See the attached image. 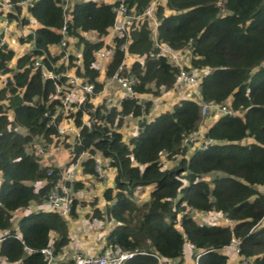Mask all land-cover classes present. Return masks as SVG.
I'll return each mask as SVG.
<instances>
[{"label":"trees","instance_id":"trees-1","mask_svg":"<svg viewBox=\"0 0 264 264\" xmlns=\"http://www.w3.org/2000/svg\"><path fill=\"white\" fill-rule=\"evenodd\" d=\"M153 1L125 0L131 23L106 43L116 0H8L9 20L27 25L32 19L36 27L20 39L30 43L28 52L15 57L12 49L0 47V76H5L0 88V231L15 232L13 214L31 203H46L51 188L64 183L62 168L41 164L36 151L39 145L46 150L62 143L71 147L72 163L88 154L80 163L84 174H96L97 154L114 170L113 185L102 192L105 210L96 209L94 216L114 223L101 254L133 252L123 264H181L190 244L193 260L201 252L197 264H264V193L259 189L264 185V0H164L155 6L151 28L145 13ZM162 45L187 51L184 69L203 72L198 101L183 99L154 117H149L150 101L144 108L129 97L120 106L95 102L103 85L94 54L102 48L112 52L105 78L116 72L132 76L136 95L171 90L179 68L161 54ZM127 55L140 59L128 69L122 66ZM37 58L59 74L71 69L93 83V91L82 104L72 103L66 115L59 100L51 99L55 82L43 80L34 68ZM64 82L62 76L57 80ZM203 105L227 106L235 114L219 113L189 154L188 139L203 121ZM126 116L137 125L136 134L124 141L118 127ZM63 120L79 129L72 144L58 137ZM163 157L179 159L164 167ZM66 185L73 192L82 188L78 181ZM148 186L153 187L148 200L137 204L135 190ZM69 198V216L75 217L79 201ZM193 212H217L228 222L199 223ZM18 229V239L10 236L0 243V256L8 262L45 264L43 248L52 247L56 256L70 240L67 221L58 212L30 213ZM233 239L239 259L230 262L223 249Z\"/></svg>","mask_w":264,"mask_h":264},{"label":"rangeland","instance_id":"rangeland-1","mask_svg":"<svg viewBox=\"0 0 264 264\" xmlns=\"http://www.w3.org/2000/svg\"><path fill=\"white\" fill-rule=\"evenodd\" d=\"M25 3L31 0H24ZM110 1V0H107ZM164 0H154L151 4L149 10L151 11L149 14L150 19V27L153 28L155 25V21L152 18L153 11L155 9V6L157 4L163 3ZM8 3V0H0V20L3 18L5 13H8V6L6 5ZM28 4V3H27ZM25 5L21 6L24 7ZM21 17L25 15V8L21 10ZM19 17V18H21ZM8 26H10V31L7 36L6 46H10L13 48V51L15 53V57H18L26 52H28L30 47V44L28 42H20L21 38H24L26 34H28V29L31 24L24 25L19 21H13L9 20ZM127 27H125V31ZM89 39H93V34H86ZM160 52L161 54L167 56L170 61H172L173 64L178 66L179 69H183L188 67V54L186 52H174L169 50L166 46L162 45L160 46ZM109 51V50H108ZM127 55L124 58L123 65L126 69H128L129 65L131 64L132 60L139 59L136 56ZM106 55L104 57L99 58L95 66L99 69L100 75H99V81L102 82V90H100L99 93L95 95L97 97L96 99L99 100L100 103L105 102L106 105L109 107L110 105L114 104L115 99L121 96L124 93V90L122 89L121 85H118L116 81L110 80L111 78H105L104 71L107 63L109 62V59H106ZM140 60V59H139ZM11 65H14L13 61L11 62ZM193 72V71H192ZM65 73V72H64ZM67 73H69L67 71ZM195 73L200 76L203 72H197ZM72 75V74H71ZM5 79V76H0V88L3 87V80ZM43 79V78H42ZM47 80V79H43ZM84 81L78 82L77 84H70V88L72 89L71 93L74 94V101L75 103H78L80 98H78L80 95L83 96V89L81 90L80 87L76 88L77 85L83 84ZM94 85L93 83H91ZM75 88V90H74ZM74 91V92H73ZM93 91V90H92ZM79 96H76V94H79ZM54 95V94H53ZM135 98L138 101L139 104H143L145 101H150L152 107L150 110L149 117H154L155 114L162 111H167L172 108V106L183 100V99H193V100H199L198 96V89L197 85H186V84H177L175 83L174 87L169 91H162L160 95L157 96H150L147 95H136ZM51 99H54L52 96ZM108 101V102H107ZM82 102V100H81ZM74 103V104H75ZM83 103V102H82ZM79 103V104H82ZM73 104V105H74ZM219 109L217 106L210 107L206 109L205 114H202L203 121L200 122L199 130L196 132L195 136H192L188 139V143L192 146H189V154H192L195 149L194 147L196 145H201L203 142V133L205 132L204 127H208L211 122L215 121L217 116L219 115ZM85 115V114H84ZM207 121V122H205ZM136 119H132L130 117H125L118 129L121 131L124 141L131 138L133 135L136 134ZM73 133L69 132L65 136L64 140L66 143H73L72 138ZM54 146V145H53ZM50 146L46 150H41L42 148L40 145L36 147L37 155L39 156V161L43 165H52L57 167H61L63 172V178L66 177L71 178V182L78 181L81 182L82 188L76 192H73L72 187H70L69 194L70 196H74L79 203L75 204L74 212L76 214L75 217H70L69 214L64 217V219L67 221L68 225V236H69V242L68 244L63 248V254L74 258L76 255H82L85 254L86 249L90 251V254H94L99 249L103 247L104 244V238L105 235L108 233V230L112 228L114 225L113 222L104 220L103 218L94 217L95 216V210L99 209L101 211L105 210L106 201L103 198V190H105L108 187H111L114 183V170L108 166V160L103 158L100 154H97L94 156V163H95V171L96 174L94 175H86L82 172V167L79 165L80 160H84L87 158V153L80 156L78 159H76V163H72V157H71V147L66 148L65 145L61 144H55V147ZM40 148V149H39ZM188 154V155H189ZM97 159V161H95ZM179 159V158H178ZM177 160L169 161L162 158V163L164 167H173L176 165ZM71 164H74L75 170H73V166ZM153 189L152 186L145 187L143 190L136 189L134 192V200L137 204H141L144 201L148 200L149 198V192ZM260 191L264 193V185L259 188ZM32 204V203H31ZM35 205V204H32ZM193 217L199 222V223H215V224H222L228 222L226 218H223V216L220 213L217 212H193ZM213 222H212V221ZM232 251V250H231ZM81 252V253H80ZM111 253L106 251L104 254H98V255H110ZM86 256V255H84ZM190 263L193 264L194 260H190Z\"/></svg>","mask_w":264,"mask_h":264},{"label":"built area","instance_id":"built-area-1","mask_svg":"<svg viewBox=\"0 0 264 264\" xmlns=\"http://www.w3.org/2000/svg\"><path fill=\"white\" fill-rule=\"evenodd\" d=\"M116 2H118V5L114 8V12H115L116 17H115L113 27L110 30L109 36L107 37L106 43H110L111 40L113 39V37H115L117 35H119V36L122 35L125 32V27H127L126 29H128V26L131 23V18L128 15H126L125 0H116ZM22 3L25 4V1L22 0ZM6 5L8 6V12H9L10 5L8 3ZM65 7L66 6H64L63 8L65 9ZM150 12L151 11L148 10L145 14L149 17ZM8 23H9V19L7 17V14L5 13L3 18L0 20V47L6 45L5 43L7 41V36H8L9 31H10V26H8ZM65 32H66V29H65V26H63L61 28V33L64 35ZM64 44L65 43L62 40L60 42V45L63 46ZM125 49H126L125 45L123 44L120 47V50L124 51ZM111 54H112L111 50L108 51L105 48H102V49L96 51L94 56H95L96 61H97L99 58L104 57L105 55L107 57L106 59H110ZM65 59H66V55H63L60 60L64 61ZM33 66H34V68H37L40 70L41 77L43 79L53 80L55 82V85H56L55 93L52 96L54 97V99L59 100L60 105L63 107V110H64L65 114L67 115L69 106L72 103H75V102H72V101H74V94L71 93L72 89L70 88V86H71L70 84H77L78 82L81 83V81H83V79L81 77H79L78 75H75L71 69L67 70L69 73H67V71H65V73H60V74L56 73L53 70H49L48 68H46L45 66L42 65L40 59H38V58L34 59ZM61 76L65 77L64 84L57 83V80ZM110 78H111L110 80L116 81L118 85H121L122 89L124 90V93L121 96H119L118 98H116L114 104H112L110 106H120L121 100L123 97H129V98L136 97V94L134 93V91L132 89V84L134 83V78L132 76H120L116 72ZM175 83L186 84V85H197L198 84V77H197V74L195 72L187 71L184 68L179 69V72L177 73L176 78H175ZM59 85H64V86H59ZM79 87L81 90L83 89V96L80 95L78 97V98H80V100L76 104L82 103L84 101V98H85L84 96L88 93H91L93 90V85L91 83H86L85 81L83 82V84L77 85L76 88H79ZM74 90H75V88H74ZM81 100H82V102H81ZM211 107H213V106H211ZM142 108H144L143 104H142ZM207 108H210V105L209 106L203 105L201 108V114H205ZM218 109H219V112L221 114H227V115L235 114L227 106H220V107H218ZM82 120L85 121V115H83ZM69 132L70 133L72 132L74 137L78 138L79 129L75 128L73 126L72 122H70V121L68 122L67 120H63L62 123L59 125V129H58L59 139L60 140L64 139L65 136L67 135V133H69ZM192 136H195V134L191 135V138H192ZM207 143H209V141L205 142V145L203 144V147H206ZM95 161H97V159H95ZM65 182L66 183L71 182V178L66 177L64 179V183L55 184L51 188V190L49 191V193L47 195V200H46L47 202L45 203V210L46 211L58 212V213H60L61 216H66V215L70 214V212H71V201L69 198L70 187L68 185H66ZM10 236H12L16 239L19 238L17 233H14V234L11 233L10 234L7 230L0 231V243ZM237 243L238 242L236 239H233L230 243V245L233 246V249H234L233 253H235V254L238 253ZM189 246L191 248H193L192 245L189 244ZM26 251L30 252L29 249H26ZM41 252L45 255V258H46L45 264H55L56 257L53 255L52 247L47 246L46 248H43L41 250ZM200 253L201 252H199L196 255V259L194 260L193 264H197V261H198L197 259H198V256L200 255ZM133 255H134L133 252H123V253H118V254L96 255V256L76 255L73 259V264H123L124 261L130 259ZM159 262H160V260H159ZM160 264H162V263L160 262ZM170 264H177V261L171 260Z\"/></svg>","mask_w":264,"mask_h":264},{"label":"crops","instance_id":"crops-1","mask_svg":"<svg viewBox=\"0 0 264 264\" xmlns=\"http://www.w3.org/2000/svg\"><path fill=\"white\" fill-rule=\"evenodd\" d=\"M103 1H107V0H103ZM28 24H31V26H29V29L27 31L29 33L31 30H33L36 27V24H35V21H33L32 19H30V22ZM8 47L13 50V48H11L10 46H8ZM28 48L30 49V47H28ZM79 95H80V93L79 94H76V96H79ZM97 100L98 99H95V102ZM85 120H86V116H85ZM72 138H73V140L75 139L74 135H72ZM53 147H55V145ZM79 162L81 163V160ZM71 165L74 168V164H71ZM56 166H58V165H56ZM73 170H75V168ZM32 204H35V205H32ZM32 204H30L28 208L23 209V210H18L17 212H15L13 214V217H12V227L15 229V231H16L17 234L20 233V231L18 229V222L20 221V219H22L23 217H25L26 215H28L30 213H33V212H36V211H43V210H45V203H43V204L32 203ZM261 224L264 225V218L261 221ZM50 234H51L50 235L51 238H54L56 236V234L54 232H51ZM104 247H105V242L103 244V247L101 249H99L97 252H95L94 254H90V251H88V249H86L85 254H82V255H86V256H96V255L102 253ZM233 250H234L233 249V246L230 245V244L223 249V252L225 253V255L228 256V259H229L230 262H235V261H237L239 259L238 256H237V254L233 253ZM193 251H194L193 248H191L189 246V244H188L185 247V255L183 257V261H182L181 264H191L190 263V260H193L192 259ZM55 257H56L55 264H57V263H67L69 261H73V259H74L72 257H68V256L64 255L63 254V251L61 253L57 254ZM0 264H24V263L21 260L16 261V262H8V261H6V259H5L4 256H0Z\"/></svg>","mask_w":264,"mask_h":264},{"label":"clouds","instance_id":"clouds-1","mask_svg":"<svg viewBox=\"0 0 264 264\" xmlns=\"http://www.w3.org/2000/svg\"><path fill=\"white\" fill-rule=\"evenodd\" d=\"M99 1V0H98ZM14 229V228H13ZM8 232H9V230H7ZM10 234H11V232H9ZM14 233H16V231L15 232H13L12 234H14ZM18 235V234H17ZM19 236V235H18ZM12 237V236H11ZM9 238V237H8Z\"/></svg>","mask_w":264,"mask_h":264}]
</instances>
